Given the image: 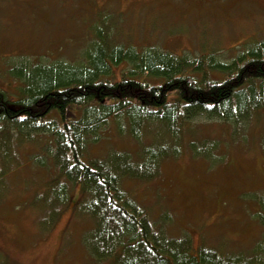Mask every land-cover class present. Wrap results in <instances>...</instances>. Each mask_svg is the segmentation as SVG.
<instances>
[{
	"label": "rangeland",
	"instance_id": "374dc122",
	"mask_svg": "<svg viewBox=\"0 0 264 264\" xmlns=\"http://www.w3.org/2000/svg\"><path fill=\"white\" fill-rule=\"evenodd\" d=\"M99 30L110 33L113 44L151 46L177 56L214 53L228 62L264 40V0H0V88L15 99L22 83L12 71L26 62L82 65ZM110 64L108 77L118 78L124 62ZM110 120L109 139L100 137L93 145L99 157L134 154L161 131L154 123L138 142L128 138L124 118L118 120L123 134ZM179 135L176 158L161 161L153 178H125L122 187L149 208L152 221L168 214L163 231L169 237L187 231L194 248L203 243L224 251L250 250L264 234V209L253 197L264 195V106L238 122L194 117ZM50 139L49 129L28 136L27 129L0 123V264H95L83 237L96 221L81 205L74 209L80 184L66 181L65 201L58 197L62 190L48 186L58 173L46 154ZM193 141H215L216 157L223 160L194 157ZM46 192L53 203L65 204L42 232L39 219L45 215L38 207Z\"/></svg>",
	"mask_w": 264,
	"mask_h": 264
},
{
	"label": "trees",
	"instance_id": "16d2710c",
	"mask_svg": "<svg viewBox=\"0 0 264 264\" xmlns=\"http://www.w3.org/2000/svg\"><path fill=\"white\" fill-rule=\"evenodd\" d=\"M94 35L82 65L25 61L23 69L14 66L12 73L22 84L15 99L0 88V123L27 129L28 136L50 130L46 154L58 173L48 186L62 190L64 196L58 197L65 201L66 181L80 184L82 195L74 209L81 205L96 221L83 237L95 264H264V234L248 251L218 250L203 243L194 248L187 231L179 237L164 233L167 213L152 221L149 208L121 184L125 178L151 179L161 161L176 158L181 152L179 132L192 118L238 122L264 106V40L226 62L214 53L177 56L151 46L113 44L110 33L101 30ZM121 62V75L109 78L110 63ZM121 117L127 121L128 138L138 142L154 123L161 131L134 154L95 155L94 143L110 137V119L124 133ZM200 144L191 143L194 157L223 160L216 157L215 141ZM253 197L264 209V195L258 200L256 192ZM44 199L46 204L43 200L38 207L45 215L39 219L42 232L54 224L63 208L59 204H65L53 203L47 192ZM261 219L264 225V213Z\"/></svg>",
	"mask_w": 264,
	"mask_h": 264
}]
</instances>
